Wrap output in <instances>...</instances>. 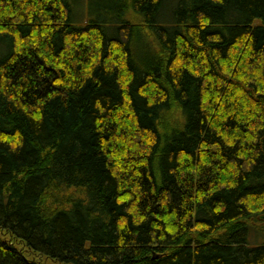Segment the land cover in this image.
<instances>
[{
	"label": "trees",
	"instance_id": "trees-1",
	"mask_svg": "<svg viewBox=\"0 0 264 264\" xmlns=\"http://www.w3.org/2000/svg\"><path fill=\"white\" fill-rule=\"evenodd\" d=\"M87 2L0 0V264H264V0Z\"/></svg>",
	"mask_w": 264,
	"mask_h": 264
},
{
	"label": "rangeland",
	"instance_id": "rangeland-1",
	"mask_svg": "<svg viewBox=\"0 0 264 264\" xmlns=\"http://www.w3.org/2000/svg\"><path fill=\"white\" fill-rule=\"evenodd\" d=\"M105 0H88V2L86 3L88 5V7H90L91 9V6H95L96 4H98L99 2H104ZM89 15H91V10L90 12L88 13Z\"/></svg>",
	"mask_w": 264,
	"mask_h": 264
}]
</instances>
